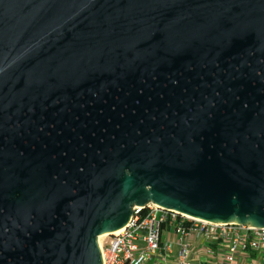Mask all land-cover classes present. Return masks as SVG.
Returning a JSON list of instances; mask_svg holds the SVG:
<instances>
[{"label":"water","instance_id":"1","mask_svg":"<svg viewBox=\"0 0 264 264\" xmlns=\"http://www.w3.org/2000/svg\"><path fill=\"white\" fill-rule=\"evenodd\" d=\"M148 203L264 227V0H0V264Z\"/></svg>","mask_w":264,"mask_h":264},{"label":"built area","instance_id":"2","mask_svg":"<svg viewBox=\"0 0 264 264\" xmlns=\"http://www.w3.org/2000/svg\"><path fill=\"white\" fill-rule=\"evenodd\" d=\"M99 242L102 264H264V227L215 223L155 203Z\"/></svg>","mask_w":264,"mask_h":264},{"label":"bare ground","instance_id":"3","mask_svg":"<svg viewBox=\"0 0 264 264\" xmlns=\"http://www.w3.org/2000/svg\"><path fill=\"white\" fill-rule=\"evenodd\" d=\"M108 235H109V233H104V234L100 235V236H99V242H102L101 239H102L103 237H107Z\"/></svg>","mask_w":264,"mask_h":264},{"label":"rangeland","instance_id":"4","mask_svg":"<svg viewBox=\"0 0 264 264\" xmlns=\"http://www.w3.org/2000/svg\"><path fill=\"white\" fill-rule=\"evenodd\" d=\"M108 240H109V236H107V237H103V238L101 239L102 242H105V241H108Z\"/></svg>","mask_w":264,"mask_h":264},{"label":"crops","instance_id":"5","mask_svg":"<svg viewBox=\"0 0 264 264\" xmlns=\"http://www.w3.org/2000/svg\"><path fill=\"white\" fill-rule=\"evenodd\" d=\"M238 264H241V262H240V263H238Z\"/></svg>","mask_w":264,"mask_h":264}]
</instances>
